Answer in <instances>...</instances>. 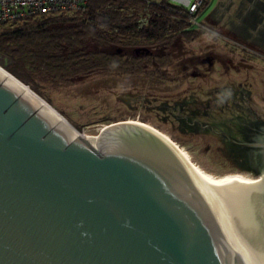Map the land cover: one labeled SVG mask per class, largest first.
<instances>
[{
  "label": "water",
  "instance_id": "95a60500",
  "mask_svg": "<svg viewBox=\"0 0 264 264\" xmlns=\"http://www.w3.org/2000/svg\"><path fill=\"white\" fill-rule=\"evenodd\" d=\"M37 97L0 75V264H253L157 134L122 119L91 144Z\"/></svg>",
  "mask_w": 264,
  "mask_h": 264
},
{
  "label": "rangeland",
  "instance_id": "374dc122",
  "mask_svg": "<svg viewBox=\"0 0 264 264\" xmlns=\"http://www.w3.org/2000/svg\"><path fill=\"white\" fill-rule=\"evenodd\" d=\"M164 1L189 7L194 0ZM231 2L232 0H202L196 14L199 23L197 37L185 44L186 55L189 56L199 52L206 55L220 54V60H215L209 71L207 68L210 65L207 62L197 66L200 72L205 73L203 79L183 76L181 68L176 66L179 60L174 58L164 70L157 73H152V68L146 66L140 69V73L125 74L118 71L106 76L78 78L69 83H40L39 94L35 93L79 133L96 136L103 125L122 119L146 123L167 135L194 164L214 176L236 174L258 178L260 173L239 169L250 167L242 165L246 160L244 157L232 152L229 146H226V152L219 151L224 147L223 143L211 134L200 131L197 124H192L195 120H203L197 114L198 105L190 102L198 94L194 88L198 84L219 82L223 78L221 72L224 61L232 47L227 37L231 30ZM141 43L146 44L144 46L151 44L144 41ZM257 62L264 66V62ZM2 65L0 62V68L3 69ZM231 74L236 76L233 72ZM250 74L252 75L251 72ZM186 88L190 90L183 93ZM195 98L199 99L198 96ZM181 107H184V111ZM222 150L225 151L224 148ZM225 157L228 160L224 161ZM229 158L236 161L237 165H231Z\"/></svg>",
  "mask_w": 264,
  "mask_h": 264
},
{
  "label": "trees",
  "instance_id": "16d2710c",
  "mask_svg": "<svg viewBox=\"0 0 264 264\" xmlns=\"http://www.w3.org/2000/svg\"><path fill=\"white\" fill-rule=\"evenodd\" d=\"M187 19V6L164 0H88L85 10L73 16L0 25V62L36 93L40 83L56 85L118 71L140 73L151 68V62L149 58L138 62L133 52L152 44L165 46L167 54L160 65L166 68L174 59L171 36L181 35L187 41L197 37ZM142 41L151 44L144 46Z\"/></svg>",
  "mask_w": 264,
  "mask_h": 264
},
{
  "label": "flooded vegetation",
  "instance_id": "af4514ba",
  "mask_svg": "<svg viewBox=\"0 0 264 264\" xmlns=\"http://www.w3.org/2000/svg\"><path fill=\"white\" fill-rule=\"evenodd\" d=\"M229 6L232 11L231 30L227 37L232 47L224 61L223 78L219 82L202 83L194 88L199 99L195 96L190 102L198 105L197 114L203 120H195L192 124L218 138L225 149L220 148L219 151L226 152V146H229L232 152L244 157L246 160L242 165L250 167L240 170L258 173L256 156L264 154V66L257 62H264V0H232ZM187 25L196 30L199 23L196 20V24H190L187 19ZM171 37V56L178 58L176 66L181 68L180 72L186 78H205V73L200 72L197 66L207 62L209 71L212 63L218 58L220 60L219 53L186 55L185 44L190 41L181 35ZM166 38H170L169 35ZM164 48V45L152 44L149 49L133 53L138 62L149 58L152 72L157 73L164 70L160 65L167 54ZM231 72L236 76H232ZM186 90L190 89H184L183 93L188 92ZM181 109L184 111V107ZM244 143L253 145L246 146Z\"/></svg>",
  "mask_w": 264,
  "mask_h": 264
},
{
  "label": "bare ground",
  "instance_id": "6f19581e",
  "mask_svg": "<svg viewBox=\"0 0 264 264\" xmlns=\"http://www.w3.org/2000/svg\"><path fill=\"white\" fill-rule=\"evenodd\" d=\"M0 75L33 95V92L23 87L20 82L2 68H0ZM37 99L45 110L63 122L70 131L94 144L97 135L90 136L79 133L51 106H48L42 99L38 97ZM124 121L147 128L171 146L216 209L235 246L243 249L253 264H264V177L260 170L258 171L260 173L258 178L243 177L236 174L214 176L194 164L178 144L158 129L138 121ZM105 126L107 125H103L99 132Z\"/></svg>",
  "mask_w": 264,
  "mask_h": 264
},
{
  "label": "built area",
  "instance_id": "2783aa9c",
  "mask_svg": "<svg viewBox=\"0 0 264 264\" xmlns=\"http://www.w3.org/2000/svg\"><path fill=\"white\" fill-rule=\"evenodd\" d=\"M87 3L88 0H0V25L80 13ZM201 4L202 0H194L187 6L190 24H196Z\"/></svg>",
  "mask_w": 264,
  "mask_h": 264
},
{
  "label": "crops",
  "instance_id": "0c3cea01",
  "mask_svg": "<svg viewBox=\"0 0 264 264\" xmlns=\"http://www.w3.org/2000/svg\"><path fill=\"white\" fill-rule=\"evenodd\" d=\"M183 5H185V4H183ZM186 6V5H185Z\"/></svg>",
  "mask_w": 264,
  "mask_h": 264
}]
</instances>
